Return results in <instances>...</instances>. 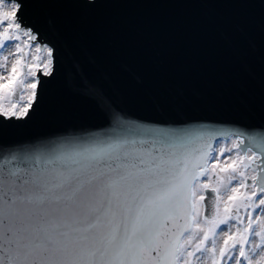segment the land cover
I'll use <instances>...</instances> for the list:
<instances>
[{
    "label": "snow or ice",
    "instance_id": "obj_1",
    "mask_svg": "<svg viewBox=\"0 0 264 264\" xmlns=\"http://www.w3.org/2000/svg\"><path fill=\"white\" fill-rule=\"evenodd\" d=\"M23 8L0 0V125L32 118L57 67ZM216 135L22 149L0 167V264H264V142Z\"/></svg>",
    "mask_w": 264,
    "mask_h": 264
},
{
    "label": "water",
    "instance_id": "obj_2",
    "mask_svg": "<svg viewBox=\"0 0 264 264\" xmlns=\"http://www.w3.org/2000/svg\"><path fill=\"white\" fill-rule=\"evenodd\" d=\"M23 14L57 67L32 118L0 125V167L65 139L158 150V130L264 142V0H24Z\"/></svg>",
    "mask_w": 264,
    "mask_h": 264
},
{
    "label": "rangeland",
    "instance_id": "obj_3",
    "mask_svg": "<svg viewBox=\"0 0 264 264\" xmlns=\"http://www.w3.org/2000/svg\"><path fill=\"white\" fill-rule=\"evenodd\" d=\"M12 51V49H8V52ZM4 54H7V52H5ZM237 138L235 137H230L228 139H221V140H218L214 146V148H220V147H223V146H231V143L232 141H235ZM226 155H229V154H226ZM223 159V158H221ZM221 228L223 229L224 226H221Z\"/></svg>",
    "mask_w": 264,
    "mask_h": 264
}]
</instances>
